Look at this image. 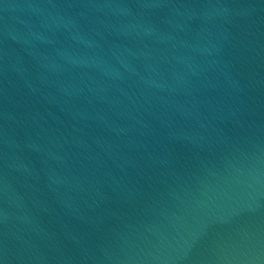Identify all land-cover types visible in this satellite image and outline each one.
Here are the masks:
<instances>
[{
    "label": "water",
    "instance_id": "water-1",
    "mask_svg": "<svg viewBox=\"0 0 264 264\" xmlns=\"http://www.w3.org/2000/svg\"><path fill=\"white\" fill-rule=\"evenodd\" d=\"M0 264H264V0H0Z\"/></svg>",
    "mask_w": 264,
    "mask_h": 264
}]
</instances>
